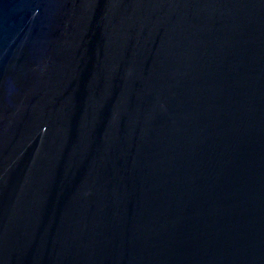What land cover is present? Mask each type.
I'll return each mask as SVG.
<instances>
[{
  "label": "water",
  "instance_id": "95a60500",
  "mask_svg": "<svg viewBox=\"0 0 264 264\" xmlns=\"http://www.w3.org/2000/svg\"><path fill=\"white\" fill-rule=\"evenodd\" d=\"M0 264H264V0H0Z\"/></svg>",
  "mask_w": 264,
  "mask_h": 264
}]
</instances>
